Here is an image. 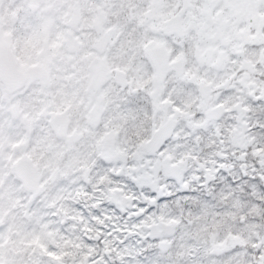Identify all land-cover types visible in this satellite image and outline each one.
<instances>
[{
    "label": "clouds",
    "instance_id": "9594fccd",
    "mask_svg": "<svg viewBox=\"0 0 264 264\" xmlns=\"http://www.w3.org/2000/svg\"><path fill=\"white\" fill-rule=\"evenodd\" d=\"M260 129L264 0H0L5 264H264Z\"/></svg>",
    "mask_w": 264,
    "mask_h": 264
},
{
    "label": "snow or ice",
    "instance_id": "6c2138e0",
    "mask_svg": "<svg viewBox=\"0 0 264 264\" xmlns=\"http://www.w3.org/2000/svg\"><path fill=\"white\" fill-rule=\"evenodd\" d=\"M260 130L264 131V129H260ZM222 175L225 176V180L227 181L228 184L235 186V183H237L236 181H233L232 178L228 176L226 173H222ZM241 179H247V177L246 176L241 177ZM257 183H259V178L257 179ZM217 187H219V185H217ZM88 242L90 243V240ZM40 247L42 249L44 248L43 245H40ZM254 247H256V245H254ZM105 251H107V249ZM45 255L51 258L52 261L57 262V264H59L64 254L63 253L58 254L54 250L45 249ZM261 260L264 261V256L261 257ZM0 264H5V261L2 258H0ZM81 264H108V257L106 255H100V254H97L96 256L93 257L89 252L88 254H86V257L81 262Z\"/></svg>",
    "mask_w": 264,
    "mask_h": 264
}]
</instances>
